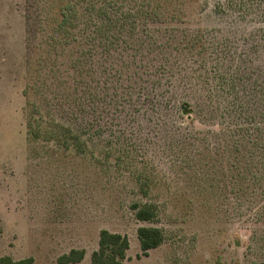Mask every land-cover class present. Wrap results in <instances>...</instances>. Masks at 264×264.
Masks as SVG:
<instances>
[{
	"label": "rangeland",
	"instance_id": "374dc122",
	"mask_svg": "<svg viewBox=\"0 0 264 264\" xmlns=\"http://www.w3.org/2000/svg\"><path fill=\"white\" fill-rule=\"evenodd\" d=\"M230 1L0 0V257L59 264L84 249L91 264L105 229L128 237L127 264L255 259L264 223L227 185L229 125L241 99L257 106L264 13ZM241 75L245 93L221 88ZM213 95L214 119L181 113ZM145 204L155 221L137 220ZM140 227L165 237L147 256Z\"/></svg>",
	"mask_w": 264,
	"mask_h": 264
},
{
	"label": "trees",
	"instance_id": "16d2710c",
	"mask_svg": "<svg viewBox=\"0 0 264 264\" xmlns=\"http://www.w3.org/2000/svg\"><path fill=\"white\" fill-rule=\"evenodd\" d=\"M232 0L230 4L241 13H248L254 10L264 13V0ZM63 25L60 28L63 29ZM254 35H260L264 41V28H259ZM255 50L259 49L256 44ZM264 51V43L263 48ZM259 65L256 66V74L260 76L255 80V86H249L258 100L254 112H250L245 106L247 100L241 99L240 103L232 108L234 121L229 125V139L231 148L237 155V159L231 166V178H228L230 191L233 196L239 199V207L242 215L245 213L243 209L250 211L247 216L250 221L264 223V56L258 58ZM242 76V75H241ZM236 78L229 76L221 80V88L229 94L238 93L240 89L247 91V83L245 76ZM30 89V87H29ZM26 95L28 93L26 92ZM216 96L206 98L208 104H197L196 107L191 102H183L181 105V113L187 117L196 116L203 120L214 119L218 111L216 104ZM230 109L224 111V115H231ZM42 112V111H41ZM47 118V117H46ZM48 120H44L43 115L28 121V132L31 139H39L42 136L41 129L45 127ZM68 130L69 128H64ZM68 135V134H66ZM58 135L46 134L47 140L55 139ZM70 137V136H69ZM66 137V138H69ZM78 138V137H77ZM230 179V180H229ZM237 196V197H236ZM136 211V218L139 221L153 222L157 219L158 214L151 204H145L140 207L133 205ZM138 238L142 250V255L147 256L149 251L156 249L164 242V233L159 228L140 227L138 229ZM253 240L258 246L255 248V259L248 260V264H264V227L263 231L256 232ZM130 249V242L127 236L120 233H112L108 230H101L98 248L91 254V264H127V252ZM249 253L254 251L252 246L248 248ZM86 256L84 249H71L68 253L58 258L59 264H78L81 263ZM0 264H32V259L13 260L11 257H0Z\"/></svg>",
	"mask_w": 264,
	"mask_h": 264
}]
</instances>
